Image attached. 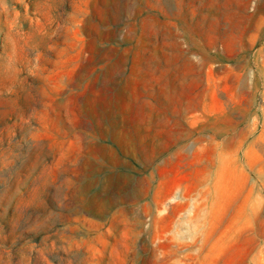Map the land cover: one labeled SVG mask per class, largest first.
<instances>
[{
    "label": "rangeland",
    "instance_id": "1",
    "mask_svg": "<svg viewBox=\"0 0 264 264\" xmlns=\"http://www.w3.org/2000/svg\"><path fill=\"white\" fill-rule=\"evenodd\" d=\"M168 174L264 264V0H0V264L144 239Z\"/></svg>",
    "mask_w": 264,
    "mask_h": 264
},
{
    "label": "crops",
    "instance_id": "2",
    "mask_svg": "<svg viewBox=\"0 0 264 264\" xmlns=\"http://www.w3.org/2000/svg\"><path fill=\"white\" fill-rule=\"evenodd\" d=\"M175 163H170L171 174L192 177L191 161L181 162L179 168ZM169 176L164 175L159 182L162 198L157 200V223L144 225V239L102 241L96 247L102 257L97 255L94 264L100 259L101 264H255L253 251L246 248L237 227L193 223L196 204L199 202L205 211L211 205L208 196L198 198L181 188L166 198Z\"/></svg>",
    "mask_w": 264,
    "mask_h": 264
}]
</instances>
